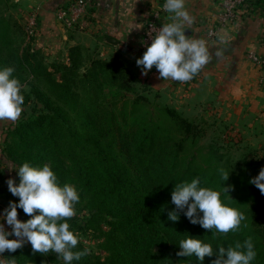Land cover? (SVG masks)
I'll return each mask as SVG.
<instances>
[{"label":"trees","instance_id":"trees-1","mask_svg":"<svg viewBox=\"0 0 264 264\" xmlns=\"http://www.w3.org/2000/svg\"><path fill=\"white\" fill-rule=\"evenodd\" d=\"M9 6L0 0V67H14V75L29 89H22L23 111L6 132L2 152L17 168L24 162L51 164L61 184L79 190L70 227L78 235L99 232L106 255L91 251L80 239L77 250L89 252L73 264H201L194 256L177 255L179 241L188 235L201 237L214 249L252 237L257 252L252 264H264V194L249 182L259 166L260 150L243 153L242 160L226 166L211 149L201 162L202 150L187 142L202 130L171 106L159 107L153 117L156 110L149 107L146 94L153 88L141 85L118 55L102 58L76 45L67 60L49 58L36 45L38 33H28L29 15L18 29L29 39L22 48L13 38L17 24L6 15ZM172 129L180 130L177 138L171 136ZM220 168L230 173L226 182ZM4 170L0 163V201L18 203ZM194 177L205 187L233 186L222 199L228 196L230 206L244 212L247 219L239 230L213 235L176 209L171 199L175 184ZM19 180L18 175L17 184ZM173 210L178 221L169 219ZM83 211L86 218L80 217ZM18 218L26 221L30 215L18 209ZM12 257L15 264H64L56 253L33 252L30 243L15 252L6 250L9 264ZM217 258L206 256L202 264Z\"/></svg>","mask_w":264,"mask_h":264},{"label":"clouds","instance_id":"clouds-1","mask_svg":"<svg viewBox=\"0 0 264 264\" xmlns=\"http://www.w3.org/2000/svg\"><path fill=\"white\" fill-rule=\"evenodd\" d=\"M163 8L171 14L172 22L163 24L159 32L152 35L151 44L136 63L144 74L155 66L163 80L189 81L211 59L207 42L203 38L186 35L184 25L190 21V16L185 0H165ZM221 54L219 50L216 52V56ZM14 72V67H0V120L16 121L23 111L25 96L22 89L25 85ZM16 169L19 183L9 178L7 185L19 201H11L0 215V256L5 250L15 252L26 242L31 244L33 252L58 254L64 264H73L87 255L89 249L77 250L81 237L68 222L75 215V206L80 201L77 187L61 184L51 164L37 166L24 162ZM218 172L224 182L229 179L230 173L223 168ZM249 182L264 194V168ZM231 187L225 183L219 189L205 187L199 177H194L190 182L175 184L171 199L176 209L184 211L192 224L211 229L213 235L217 232L227 234L239 230L247 219L244 212L230 206L228 196L222 199V193L229 194ZM18 209L30 218L26 221L19 219ZM169 219L178 221V211L170 212ZM5 222L11 226L10 231L6 229ZM178 245L181 249L178 256H194L201 264L206 256L218 257L213 264H252L257 256L252 237L242 243L236 242L234 247L218 246L214 249L201 237L188 235ZM0 264L4 261L0 260ZM11 264H15V257H12Z\"/></svg>","mask_w":264,"mask_h":264},{"label":"crops","instance_id":"crops-1","mask_svg":"<svg viewBox=\"0 0 264 264\" xmlns=\"http://www.w3.org/2000/svg\"><path fill=\"white\" fill-rule=\"evenodd\" d=\"M68 1H20L26 10L25 17L33 13L38 17L36 45L45 55L67 60L71 47L83 45L102 58L118 55L143 83L160 94L173 95L171 103L177 96L191 108L213 100L225 103L231 106V150H260L258 163L264 164V66L247 56L252 50L264 57V0L245 1L239 23L224 29L220 38L208 45L211 59L189 85L170 78L163 80L155 66L144 74L136 63L145 52L140 47L145 24L165 0H88L84 28L71 29L65 28L56 16ZM222 1L185 0L190 16L184 25L186 35L204 38L205 32L218 22ZM170 16L160 11L158 24L172 22ZM106 38L115 39L117 44L107 42ZM218 50L220 56H216ZM0 121L6 125V120ZM3 132L0 129V163L4 175L10 177V167H14L2 152Z\"/></svg>","mask_w":264,"mask_h":264},{"label":"rangeland","instance_id":"rangeland-1","mask_svg":"<svg viewBox=\"0 0 264 264\" xmlns=\"http://www.w3.org/2000/svg\"><path fill=\"white\" fill-rule=\"evenodd\" d=\"M20 1L29 2L30 0H7L10 6L8 7V9H6V13H7L6 15L9 18H11V21L14 24H17V26H15L16 33H14L13 38L17 42V45L23 48L25 47V45H27L29 39L26 34L24 35V33L18 30L20 27L23 26V24H25L26 21V18L24 16L26 14L25 12L26 10L24 5L23 6L20 5ZM139 80H140V84L142 85L143 80L140 78ZM25 89H29L27 84L25 85ZM155 93L156 91L146 93L149 96L150 102L152 104V105L150 104L149 107H151L152 110H156L155 115H153V117L156 116L159 107L171 106L175 110H177L181 115L188 118L192 122H195L198 125V127L202 130L200 132V135L195 139V141L187 142V145L190 148L192 149L199 148L202 150V152L198 157L201 162H204L209 157L207 153L211 149L217 151L218 155L222 157V163L225 164L226 166H231V161L233 163L236 162L237 160L238 161L242 160V155L244 153L243 150H235V149L231 150V106L213 100V102H207V103L204 102L203 104L199 105L197 108L195 107L191 108L192 106L186 107V104H183L185 103L184 99L181 98L180 96L175 97L174 102L171 103L170 99L172 98L170 97H174L173 95L169 96V95L159 94L160 96L156 97ZM155 105H157L158 107ZM189 107L191 109H189ZM3 125L4 123L0 121V126H2L0 127V129L4 131L2 133V137L4 140L7 135L6 132L8 131L9 127H13L14 121L6 120V125H4L5 127ZM171 132H172L171 136L175 138H177L178 135L180 134V130L177 131L176 129H172ZM120 144L121 143H119L117 147H119ZM13 167L14 168L10 167L12 169L11 171L13 174L11 173L12 175H10L9 178H13L16 181L18 177V173H17L18 170L16 169L17 167L14 164ZM237 168H239V166H237ZM261 168H264V164L255 167V169L252 172L253 177L259 174ZM249 171H251V169ZM0 200L3 199L0 198ZM8 206L9 205H5L3 204V202L0 201V215L3 214L4 209H6ZM86 213H87L86 211H83L80 217L86 218L85 216H88ZM5 227L9 231L11 230V226L7 225L6 222H5ZM98 233L99 232L83 231L79 234V236L81 237V241H84L86 246H88V248L91 251L99 253L104 256L106 255V253L102 248V243L104 241L103 236L97 238ZM2 255L3 256H0V260H3L4 264H9L10 262L6 258V250Z\"/></svg>","mask_w":264,"mask_h":264},{"label":"built area","instance_id":"built-area-1","mask_svg":"<svg viewBox=\"0 0 264 264\" xmlns=\"http://www.w3.org/2000/svg\"><path fill=\"white\" fill-rule=\"evenodd\" d=\"M246 0H223L222 9L218 15V22L216 25L210 27L203 39L206 40L207 45L217 41L224 29L236 25L241 19V11L245 5ZM165 2V1H164ZM162 2L158 10H155L151 17L147 20L144 32L141 38V50L146 51L147 46L152 42V35L155 36L162 25L158 24L157 19L160 16V11H166L163 8ZM89 9L88 0H70L65 5L60 7L56 16L58 21L67 29L84 28V17ZM167 12V11H166ZM38 17L35 13L29 15L28 19V33L32 36L38 33L37 30ZM248 58L257 64L264 66V57L254 51L247 53ZM194 77L189 81H184V84H191Z\"/></svg>","mask_w":264,"mask_h":264},{"label":"water","instance_id":"water-1","mask_svg":"<svg viewBox=\"0 0 264 264\" xmlns=\"http://www.w3.org/2000/svg\"><path fill=\"white\" fill-rule=\"evenodd\" d=\"M106 41L111 43V44H117V41L113 38H106Z\"/></svg>","mask_w":264,"mask_h":264}]
</instances>
